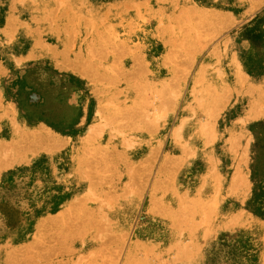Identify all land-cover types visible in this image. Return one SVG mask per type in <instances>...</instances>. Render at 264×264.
<instances>
[{"label":"rangeland","instance_id":"374dc122","mask_svg":"<svg viewBox=\"0 0 264 264\" xmlns=\"http://www.w3.org/2000/svg\"><path fill=\"white\" fill-rule=\"evenodd\" d=\"M16 1L0 0V17L24 27L5 30L20 40L9 41L14 60L0 54V240L40 243L23 253L36 264L55 232L38 222L70 211L69 250L56 259L71 264H264V0H56L43 31L42 2ZM63 45L66 60L47 52ZM140 54L150 82L135 71ZM99 88L114 123L107 106L93 110ZM46 160L86 166L59 181L38 174ZM94 206L108 215L84 231Z\"/></svg>","mask_w":264,"mask_h":264},{"label":"bare ground","instance_id":"6f19581e","mask_svg":"<svg viewBox=\"0 0 264 264\" xmlns=\"http://www.w3.org/2000/svg\"><path fill=\"white\" fill-rule=\"evenodd\" d=\"M30 1L31 0H17L16 2L19 3V7H20L22 5L26 6V4H27V6H29L30 5V3H29ZM33 1L35 2V0H33ZM39 1L42 2V5L44 6L43 7L44 10H39L40 15L39 16L36 15L37 16L36 19H35L36 16L34 14H33V17L38 23H40L41 31H43L44 30L45 21H46L47 17H49V14L47 13L48 12L47 9L55 10V6L57 5V2H56V0H39ZM80 2H81V0H80ZM62 3H63V1H62ZM104 7H105V4H104ZM32 8L35 9V7H32ZM102 9L104 11V8H102ZM155 13H158V12H155ZM37 14H38V12H37ZM19 18L20 17H18L17 15H12V14L8 15V14H5V12L0 17V25L2 24V26H0V54H2L5 57L6 62H9V63H11V60H14L12 58L14 56H11L9 54V50H8L9 44H11V42H13L14 44L19 42V44H20V40H16L17 39V35L7 34L5 30L8 29V28H12L14 26H19V27L24 28L22 26L23 23L20 24ZM95 19H96V17H95ZM74 26H75V24H74ZM45 29H47V28H45ZM64 29H66L68 31H70V29H71V31H72L71 26L69 24H67V23L65 24ZM106 32H108L107 29H106ZM17 34H19V33H17ZM9 41H11V42L9 43ZM32 41H34V40H32ZM101 42H103L104 45L101 44V47L96 50V53L98 55H102V57L109 55V53L112 51V48L110 46H108V44H107V36L104 35V37L101 40ZM35 43H36V41H35ZM64 47H66V45H63V49H58V47L55 46V48H52V50H49L48 47H47L48 50L47 49L46 50H47V52L48 51L50 52V51H55L57 49L58 50L57 51V55L62 56L66 60L67 58L64 55V52L62 51V50H64ZM36 48L37 47H35V49ZM92 54H93V50H89L87 55H85V57H87V59H85V58L83 59V61L85 60L84 61L85 62L84 66H85V69L87 70V73L90 72V70L88 68V61L87 60L91 61L89 56H91ZM81 57H82L81 55L78 56V58H81ZM132 59H134L135 64L137 62L136 66H137L138 70H136L134 68L136 73L137 74H138V72H139V74L142 73V72L145 73V74L147 73L149 75L148 78H147V81L150 82V80H151L150 79L151 78L150 73H152V72L154 73V70H153L154 67L152 65V62H147V61H149V60L151 61V57L149 59H147V56L145 54L144 55L140 54V55H138V56H136V57H134ZM130 65H133V64L130 62ZM154 65H156V64H154ZM124 70L131 71L133 69L129 70L128 68H122L119 71L122 72ZM106 79L114 84V83H117L118 77L108 74ZM145 83H147V82H145ZM97 90L98 91H96V92H98V94H95L96 95L95 99H94V101H92L93 110L94 109L97 110V109L104 108L105 106H107V104L112 99V97L108 95V94H110V92H108V91H106L104 89L102 90V88H99ZM124 91L126 93L127 100L129 101L131 99V100H133V102H136V104H137V102L139 101V98H140L139 97L140 94H138L139 90L138 89H133L132 90V87L130 86V88H126ZM160 94H163V91H161ZM165 99L166 98H164V101L167 104L168 103L167 99L166 100ZM175 99H174V97L173 98H168L170 104H173ZM162 100H163V98H162ZM107 108H109L110 110L107 112L106 116L108 115V117L111 119V123L116 122L117 121V116H116L117 111L116 110L118 108H114V107H110V106H107ZM127 112L130 115H132L133 117H137L139 115L137 106L136 107H128L127 108ZM94 127L96 129V127H98V126H94ZM101 129L102 128H99V130H101ZM86 130L88 131L89 128L85 129L84 131H82L81 134H77V137L81 138L82 135H86L87 134ZM108 132L111 133L112 130L109 129ZM0 140H1V138H0ZM117 143H119L120 145L121 144H125L123 141H117ZM0 147H1V145H0ZM75 162H78V160L75 161ZM44 163H46V164L41 167V169L39 170L41 172H38V174L39 175H41V174L42 175H47L50 178H55L56 179V173H57V174H59V178H58L59 181H61L65 177H67V175H71L73 173L79 174V175L83 174L85 166H86V163L83 162L82 166H80L78 168L76 166L71 168L70 169L72 171L71 172V171H65V170L64 171L58 170L55 167V164H53L54 162L51 161V160H46ZM122 171L126 175H130L131 178H134L135 169H134L133 166H126L125 168H123ZM131 193L133 194V191H131ZM57 208H59V206H57ZM191 209H192V206H191ZM69 214H70V216H72L70 211H67L66 213H64L63 211L62 212L58 211L57 213L49 214V215L43 217L38 222V225H41V223H48L47 227L49 229H51V230H54L55 232H53V234H50L49 231L45 230V234L47 235V237L50 238L49 241H48L50 244L47 243L45 245V248H44V251H43V252H45L44 254H41V255L38 254L37 255V257L39 256L40 259L37 260L36 264H71V260L67 258L68 256L65 257V258L63 257L62 259L60 258L59 260L56 259L58 256L60 257V255L63 256L65 254V252L69 250V242H70V239H71V237H70L71 233L69 232V228L71 226L69 224L68 217H67V215H69ZM107 215L108 214H107L106 211H103L100 207L94 206L92 209L89 210V217L85 219L84 223L82 221V224H83L82 228L84 229V231H87L90 228H97V227L101 226L103 224V221H105L104 217L107 216ZM185 215H186V213L184 212V209H183V210H181L179 212V214H177V215L173 214L172 217L176 218V219L177 218L181 219L182 217H186ZM128 224H129V219H126L122 223H120L118 226H117V224H114V227H115V229L117 231H119L120 229L124 230L125 227L128 226ZM0 241H1L0 242V259L3 258V260H4V258L6 257L5 259L7 260V264H15L17 262L18 256H24L22 258L23 259L22 260L23 264H30L31 261L34 262L33 264H35L36 257L31 256L32 257L31 258L30 255L23 254V253H27V252H30L31 250H34V248H38L39 246H41L40 243H38V242H30V243L28 242L27 243L26 241H23V242H19L18 241V243H16L18 245V247H16L15 244L13 242L9 241V240L2 239ZM64 256H66V255H64ZM18 260L20 261V257L18 258ZM135 261H136V259L133 262L135 263ZM0 262H1V260H0ZM5 262H2V264H4ZM136 262L138 264V261H136ZM141 263H142V261H141ZM114 264H115V262H114Z\"/></svg>","mask_w":264,"mask_h":264}]
</instances>
